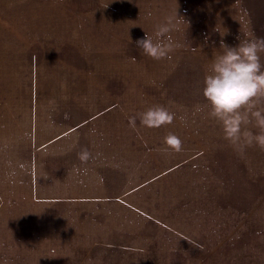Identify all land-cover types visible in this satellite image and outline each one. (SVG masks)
<instances>
[{"label":"rangeland","instance_id":"rangeland-1","mask_svg":"<svg viewBox=\"0 0 264 264\" xmlns=\"http://www.w3.org/2000/svg\"><path fill=\"white\" fill-rule=\"evenodd\" d=\"M166 17L154 60L135 42ZM238 35L264 37V0H0V264H264V149L201 92ZM157 104L171 123H130Z\"/></svg>","mask_w":264,"mask_h":264},{"label":"clouds","instance_id":"clouds-1","mask_svg":"<svg viewBox=\"0 0 264 264\" xmlns=\"http://www.w3.org/2000/svg\"><path fill=\"white\" fill-rule=\"evenodd\" d=\"M179 22L178 18L166 17L163 23L154 26L152 35L145 33L136 40L137 48L154 60L168 58L180 46L172 38ZM236 40L234 45L220 41L210 71L203 78L202 96L208 105V116L218 122L223 139L235 150L243 152L252 145L264 149V63L261 62L264 37L238 35ZM137 119L143 127L159 128L171 123L174 114L157 104L129 117L133 126ZM165 143L174 150L180 149V139L172 133L165 137ZM91 158L86 148L77 153L81 163ZM77 171L84 174L87 169Z\"/></svg>","mask_w":264,"mask_h":264}]
</instances>
